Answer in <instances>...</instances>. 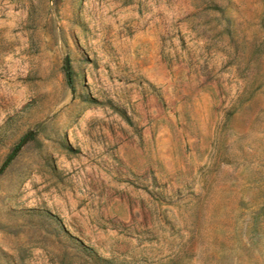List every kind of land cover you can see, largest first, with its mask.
<instances>
[{
  "label": "rangeland",
  "instance_id": "rangeland-1",
  "mask_svg": "<svg viewBox=\"0 0 264 264\" xmlns=\"http://www.w3.org/2000/svg\"><path fill=\"white\" fill-rule=\"evenodd\" d=\"M0 264H264V0H0Z\"/></svg>",
  "mask_w": 264,
  "mask_h": 264
}]
</instances>
